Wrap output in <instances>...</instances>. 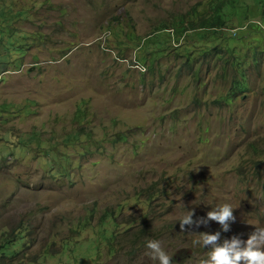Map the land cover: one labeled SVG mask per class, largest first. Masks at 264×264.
<instances>
[{
  "label": "rangeland",
  "instance_id": "1",
  "mask_svg": "<svg viewBox=\"0 0 264 264\" xmlns=\"http://www.w3.org/2000/svg\"><path fill=\"white\" fill-rule=\"evenodd\" d=\"M203 2L0 0V245L11 243L0 255L159 264L147 243L132 246L148 190L164 192L152 240L172 264L209 259L201 234L243 250L264 229V0H240L259 10L218 32L239 37L232 64L196 48L195 75L173 43L155 68L138 60V40ZM196 34L185 39L196 44ZM238 80L245 90L234 97ZM225 203L227 232L207 219Z\"/></svg>",
  "mask_w": 264,
  "mask_h": 264
},
{
  "label": "trees",
  "instance_id": "2",
  "mask_svg": "<svg viewBox=\"0 0 264 264\" xmlns=\"http://www.w3.org/2000/svg\"><path fill=\"white\" fill-rule=\"evenodd\" d=\"M239 1L240 0H207V3H201V10H197L193 7L192 11L188 12L187 15H180L179 17L158 25L155 30L147 36L148 38L145 42L147 41L148 44L143 45L142 39L138 40V48L139 50L142 49L138 60L145 65L155 68L158 64L157 56H167L173 43L175 44L174 49L181 50L179 56L182 57L184 66L191 72L194 71L195 75H198L201 71V66H194L198 65L197 53L194 51L196 48L204 49L201 54H207V56L209 55V58L214 57L220 60L225 59L232 64L233 60L235 61L239 55V52L235 50L236 45L233 44L237 41L239 42V37L234 34H230L228 37H221L218 36V32L227 29V24H230L231 19L234 17L239 19V15H242L243 18L246 19L253 11L259 10L258 7L252 8L248 3L241 6ZM237 8L240 9L239 14L237 13ZM189 32L197 33L196 35L199 38V41L196 44L192 45L190 41L185 39ZM237 66H239V63ZM233 68L236 71H239V67L233 66ZM244 90L245 83L242 84L238 80L233 84L231 94L236 97ZM230 100L231 98L227 97L222 101L229 103L232 101ZM249 148L254 152L258 149L254 144H250ZM163 194L164 192L160 191L157 196H153V193H151L150 190L146 192L144 199L149 210L144 215V221L139 225V228H137L136 233L133 235L136 243H132V246L137 245V243L140 246H143L144 243H148V241L152 240L153 236L158 234L159 231L152 226L151 214L154 204L157 201V197ZM111 216H113V213ZM114 240L115 238H112L110 243L107 244L109 249L116 253L118 249L115 246ZM9 244L11 243L0 245V252L2 254L4 253L3 250H5ZM69 245L70 243H64L62 247L63 249H67ZM18 252L19 251L14 252L10 258L5 255H0V264H9L6 263V260L13 262V264L22 261L24 256H18ZM17 256L18 258L16 260Z\"/></svg>",
  "mask_w": 264,
  "mask_h": 264
},
{
  "label": "clouds",
  "instance_id": "3",
  "mask_svg": "<svg viewBox=\"0 0 264 264\" xmlns=\"http://www.w3.org/2000/svg\"><path fill=\"white\" fill-rule=\"evenodd\" d=\"M218 209V210H215ZM213 211L208 212L207 219L216 221L222 226V230L228 231V221L234 220L233 208L230 204H223L215 207ZM193 212H187L183 215L179 222L180 228L183 230L185 225L191 226ZM199 223H207V221H198ZM219 232L214 235L201 234V240L196 243L202 245H213V249L208 253L209 259L203 261L202 264H240L243 260L245 264H264V229L259 230V235L253 234L248 240L243 250L239 249L240 242L233 239L229 244L225 242L223 246H217L216 241L219 239ZM147 248L152 250V258L158 260L159 264H172V258L161 248L160 242L151 240L147 243Z\"/></svg>",
  "mask_w": 264,
  "mask_h": 264
}]
</instances>
